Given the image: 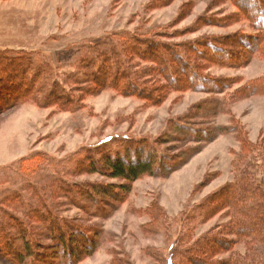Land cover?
I'll list each match as a JSON object with an SVG mask.
<instances>
[{
    "label": "rangeland",
    "instance_id": "374dc122",
    "mask_svg": "<svg viewBox=\"0 0 264 264\" xmlns=\"http://www.w3.org/2000/svg\"><path fill=\"white\" fill-rule=\"evenodd\" d=\"M231 2L0 0V49L32 53L50 64L61 86H73V94L81 100L77 109L69 110L60 108L58 99L47 106L37 105L32 98L22 99L0 112V218L5 211L18 215L13 202L19 195L26 196L38 214L45 206L59 222L90 230L96 248L75 264H167L169 248L179 231L171 220L233 179V160L241 149L238 133L244 131L252 142L264 138V94L240 96L242 90L235 92L247 80L264 76V59L255 57L234 65V59L219 64L221 59L214 57L201 71L219 80L213 86L181 87L185 76L177 73L180 80L174 87L151 102L149 97L157 93L154 90L147 96L146 91L125 87L121 79L113 83L110 77L101 80L100 73L94 75L95 68L108 72L105 69L112 63L95 51L106 50L114 35L122 32L158 35V41L176 49L175 44L204 36L256 33L247 21L237 19V8ZM152 53L144 55L150 59L139 56L142 61L135 68L156 65ZM141 78L148 80L149 76ZM161 81L166 82L165 78ZM128 146L131 149L126 153ZM105 148L124 153L130 163L148 159L150 150H156L164 152L174 165L170 171L162 169L136 179L126 193L120 191L125 184L121 179L96 172L76 173L71 179L83 188L77 193L75 187L67 192L62 187L47 188L49 169L34 180L46 183V188L35 184L31 190L34 176L26 177L14 164L33 152L44 153L52 164L71 155L84 158L86 164L87 154L97 158ZM30 167L25 164L23 168ZM159 209L162 225L156 228L150 211ZM221 212L194 233L224 225L227 216ZM27 227L40 254L30 259L32 264H63L51 252L56 244L53 232L37 218L30 219ZM13 248L9 241L0 244V264H25L13 255ZM233 251L245 252L244 239L238 240Z\"/></svg>",
    "mask_w": 264,
    "mask_h": 264
},
{
    "label": "trees",
    "instance_id": "16d2710c",
    "mask_svg": "<svg viewBox=\"0 0 264 264\" xmlns=\"http://www.w3.org/2000/svg\"><path fill=\"white\" fill-rule=\"evenodd\" d=\"M231 3L237 8V19L247 21L256 33L235 31L221 37L204 36L175 44L179 46L178 49L173 44L158 41V35H153L156 40L150 41L152 37L136 31L116 33L105 46L106 50L95 51L103 56L105 61L112 59L111 65L105 69L108 72L102 71V68L99 72L95 68L97 71L94 75L100 73L101 80L110 77L113 83L121 79L120 82H124L125 87L138 92L146 91L147 96L154 90L157 93L152 95L153 98L149 97L151 102H156L161 94L164 95L167 89L174 87L180 80L177 73L185 76L184 81L179 83L181 87L199 84L197 89H205L206 84L213 86L212 83L219 80L201 73L212 63V58L221 59L219 64H227L230 63L229 59H234V65L246 64L255 57L264 59V0H232ZM149 52H153L151 61L156 65L135 68L139 66L137 61L150 59L144 56ZM142 75L149 76L148 80L144 79L149 84L144 83ZM131 77L133 79L129 80ZM161 78H165L166 82H162ZM61 84L51 65L40 62L34 54L0 49V112L22 99L31 98L39 106L53 104L58 99L60 108L77 109L81 100L73 94V86L62 87ZM239 89L244 92L240 93V96L264 94V76L247 80L235 92H239ZM238 136L241 149L233 160V179L171 220L179 225V231L169 248L167 264H264V138L252 142L244 131L238 133ZM128 149L130 150L131 146L126 147L124 152L127 153ZM105 150L100 152L97 158L96 155L84 153L88 157L86 164L84 158H76L74 155L62 159V163L52 164L41 152L23 156L14 164L21 174L26 177L34 176L32 185L27 179L25 182L31 185V190L35 184L46 188V183L40 184L34 180L38 174L49 169L51 173L47 175L51 180L47 188L62 187L67 192L71 187H75L77 193L83 188L71 179L76 173L96 172L111 179H121L125 184L120 186L121 189L124 188L120 191L126 193L129 184L136 179L163 172L162 169L170 171L174 165L173 160L167 158L164 152L157 153L156 150H150L148 159L135 163L125 159L124 153L109 148ZM25 164H30L31 167L25 170ZM32 194L35 195L36 191ZM29 202L26 196L19 195L13 202L18 209V215L5 211L0 218V244L9 241V244L14 246L13 255L18 257L20 263L32 264L30 259L40 255L38 249H35L37 244L29 238L27 226L33 218H37L38 222L47 226L55 235V238H52L56 243L55 249L51 252L57 253L59 262L75 264L80 257L95 250L97 241L90 239V230L84 231L63 220L62 223L59 222V218L50 215L51 212L45 206L38 214V210L31 208ZM219 212L222 216H227L224 225H214L199 234L194 233L198 226ZM150 216L154 227L162 225L163 213L160 209L159 212L150 211ZM243 239L245 252H231L238 240ZM17 241L20 242L16 244ZM229 252L231 253L227 257L216 258L217 255Z\"/></svg>",
    "mask_w": 264,
    "mask_h": 264
}]
</instances>
